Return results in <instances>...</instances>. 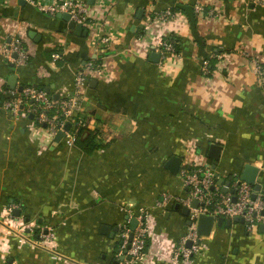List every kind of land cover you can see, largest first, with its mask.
Segmentation results:
<instances>
[{"label":"crops","instance_id":"1","mask_svg":"<svg viewBox=\"0 0 264 264\" xmlns=\"http://www.w3.org/2000/svg\"><path fill=\"white\" fill-rule=\"evenodd\" d=\"M83 1L85 35L25 0H0V88L15 75L16 88L48 87L63 97L74 74L98 58L102 68L88 74L81 115L107 144L86 154L0 111V264H113L135 206L149 213L148 246L130 264H264V230L244 233L241 223L213 227L201 252L175 260L188 222L175 204L183 205L187 188L164 168L172 155L186 167L210 162L223 187L250 163L264 196V89L252 64V56L264 59V7L246 0ZM198 2L216 15H196L193 28L175 8ZM168 8L173 17L157 22ZM105 35L106 49L97 43ZM164 36L179 39L178 55L150 60ZM14 38L29 54L25 64L2 51ZM213 53L214 67L203 74L201 62ZM212 143L222 148L214 162L207 157ZM164 195L170 201L159 207Z\"/></svg>","mask_w":264,"mask_h":264},{"label":"built area","instance_id":"2","mask_svg":"<svg viewBox=\"0 0 264 264\" xmlns=\"http://www.w3.org/2000/svg\"><path fill=\"white\" fill-rule=\"evenodd\" d=\"M35 6L39 11L54 15L57 13H68L70 19L76 23L85 24L89 18L88 5L83 0H25ZM248 3L264 7V0H246ZM196 15L215 16L214 10L205 11L200 3L193 7ZM171 9H166L156 13L157 22H167L173 17ZM99 46L105 49L110 44V36H99L97 38ZM175 37L164 36L153 44V50L159 54V59L164 60L170 55H178ZM5 57L16 64H25L29 60V54L24 49L20 38L11 39L2 47ZM17 58L14 59L13 55ZM243 55L248 52L242 50ZM53 60L60 59L58 53L51 55ZM208 60L203 59L201 70L203 74H209ZM253 71L256 74L259 83L264 89V59L252 56ZM102 65H96L93 60L87 61L75 74L73 78L72 90L63 97L53 98L50 93L44 89L26 86L22 90L17 88H0V111L5 112L11 118H24L30 120L32 125L40 128L45 125V138L51 143L60 130H63L66 122H70V127L65 131L61 140L68 146L74 145L79 127L86 124L81 112L85 103V89L88 83V74L99 71ZM22 107V108H21ZM32 115V119L29 116ZM180 180L187 188V195L181 200V203L189 208L187 216L190 222L187 225L184 234L177 242L173 251L175 260L188 261L200 251V243L204 237L197 233L198 217L202 214L211 215L215 219L223 217L232 220L234 217L242 218L241 224L246 232H251L260 225H264V196L261 192H256L254 186L241 180L240 174L232 175L231 183L222 191V186L218 184V175L212 164L209 162L198 163L193 167H186L181 164L179 172ZM256 197L253 198V193ZM235 198V200H233ZM193 200L198 202L197 207H190ZM170 201L169 196L164 195L163 201L157 203L159 207H164ZM15 207H9L8 213ZM127 223L120 228L119 239L122 241L121 250H127L125 256L130 259L123 261L122 264H130L143 256L144 246L148 238L149 213L146 208L138 207L137 214L128 209ZM137 219V226L133 232L132 240L129 242L130 218ZM190 241V247L187 242ZM127 246H129L127 248Z\"/></svg>","mask_w":264,"mask_h":264},{"label":"water","instance_id":"3","mask_svg":"<svg viewBox=\"0 0 264 264\" xmlns=\"http://www.w3.org/2000/svg\"><path fill=\"white\" fill-rule=\"evenodd\" d=\"M56 16L58 18H61L63 21H65L68 24V27L70 29H72L74 31V33L80 35V34H86V31L83 30V25L80 23H76L75 21L70 19V15L68 13H57ZM13 58L16 59L17 56L16 54L13 55ZM150 60H154L155 62H157L159 60V54L154 52L150 55ZM17 85V78L15 75L11 76L8 80V87L11 89L16 88ZM36 86V85H35ZM23 86H18V90H22ZM45 91L47 93L50 92V89L48 87L45 88ZM53 98L57 99L58 96L57 95H53ZM30 119H32V115L29 116ZM70 127V122H66L63 130H60L59 132H57V134L54 137V142L60 143L65 131H67ZM222 148L220 145L218 144H209L208 146V151H207V157L212 160L214 162L217 161L219 159L220 156V152H221ZM182 164V158L176 156V155H172L170 156L166 162L164 163V168L166 170H168L171 174H178L180 166ZM213 168L215 167V165H212ZM257 175H258V169L253 166L250 163H247L243 166L241 172H240V179L253 185L254 189L256 192H262V188H261V184L259 182H257ZM232 180V176H229L228 179L224 182V185L222 187V191L225 192L227 189L226 187H228L231 183ZM223 179L219 178L218 180V184L222 185L223 184ZM256 192L253 193V198L256 197ZM233 200H235V198H233ZM198 202L196 200H193L190 204V207H197ZM175 209L181 211V213L184 216H188L189 213V208L185 205H181L179 203L175 204ZM12 214L19 216L20 215V210L17 208L12 209ZM232 223H243V219L242 218H238V217H234L232 220L230 219H224L223 217H218V218H214L211 215H200L198 217V221H197V233L199 236L202 237H207L210 235V233L212 232L213 227L217 226V227H222L223 225L225 226H230ZM190 222H187V225H189ZM137 226V219L135 217L131 218L130 220V234H129V242L132 240L133 237V232L135 230ZM261 230H264V225H260ZM118 227H115V230H118ZM107 230L106 226L102 227V231L105 232ZM122 243V241H120V244ZM191 242L188 241L187 242V246L190 247ZM129 246H127L128 248ZM127 250H123V255L119 256V258L117 260H115L113 262V264H119V261H124V260H129L130 257L129 256H125Z\"/></svg>","mask_w":264,"mask_h":264},{"label":"trees","instance_id":"4","mask_svg":"<svg viewBox=\"0 0 264 264\" xmlns=\"http://www.w3.org/2000/svg\"><path fill=\"white\" fill-rule=\"evenodd\" d=\"M177 10H179L180 12L184 13L187 16L188 20L190 21V24H192V27L194 28L195 21H196V14L193 11V8L188 7V6H178V7L175 8V11H177ZM176 42H177V44H176L177 51L179 52L180 44H179V39L178 38L176 39ZM216 55H217V53H215V54L213 53L212 55H210V57L205 58V59H207L209 61L208 62V65H209L208 69L210 70V73H211V70L214 67V61H215ZM93 62L96 65H100L101 64V62L99 61L98 58L94 59ZM5 87L9 89L8 86H5ZM23 87H25V86H23ZM37 88L44 89L41 86L37 87ZM2 98H3V95L0 94V99H2ZM40 127L44 128L45 125H40ZM74 145H76L84 153L91 154L97 149L106 147L107 144L103 143L102 140H100V134L97 131L88 130L86 128V124H85V125L79 127V129L77 131V134H76ZM21 212H23V210H21ZM120 241L121 240H119L117 242L119 246H121ZM147 246H148V240H146V244L144 246V250L143 251L146 250ZM117 248H118V246H117Z\"/></svg>","mask_w":264,"mask_h":264},{"label":"rangeland","instance_id":"5","mask_svg":"<svg viewBox=\"0 0 264 264\" xmlns=\"http://www.w3.org/2000/svg\"><path fill=\"white\" fill-rule=\"evenodd\" d=\"M29 121H30V120H29ZM40 130H41L42 132H44V133H45V128H42V127H41V129H40ZM61 143H63V142H61ZM63 144H64V143H63ZM65 145H66V144H65ZM130 209H131V210L134 212V214H137L138 206L131 207ZM243 232H244V233L246 232V231H245V229H244V231H243ZM201 243H202V242H201ZM201 243H200V252H201V251H202V249L204 248V246H203Z\"/></svg>","mask_w":264,"mask_h":264}]
</instances>
